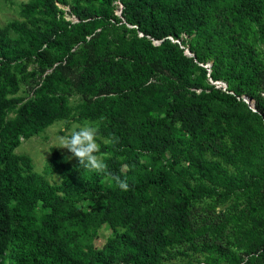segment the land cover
<instances>
[{"label":"trees","instance_id":"obj_1","mask_svg":"<svg viewBox=\"0 0 264 264\" xmlns=\"http://www.w3.org/2000/svg\"><path fill=\"white\" fill-rule=\"evenodd\" d=\"M57 2L66 3L30 0L20 8L24 20L0 26V264H161L168 248L196 246L192 207L218 191L175 185L173 176L192 168L214 185L207 169L219 164L204 151L215 138L227 137L214 147L234 168L221 179L225 194L251 195L264 180V0H72L76 22ZM207 58L210 69L200 65ZM29 62L36 64L30 70ZM21 81L30 96L17 95ZM235 83L237 94L255 98L253 107L230 93ZM73 95L79 102L72 106ZM213 112L218 120L210 123ZM230 118L240 124L230 127ZM60 120L99 121L106 172L127 181L128 190L107 185L112 175L71 163L55 147L44 173H57L59 182L15 152ZM257 150L253 172L244 159ZM166 153L165 165L147 170L144 156ZM113 217L122 231L111 226ZM247 218L254 225L245 228ZM237 220L253 254L244 264H264V195Z\"/></svg>","mask_w":264,"mask_h":264},{"label":"rangeland","instance_id":"obj_2","mask_svg":"<svg viewBox=\"0 0 264 264\" xmlns=\"http://www.w3.org/2000/svg\"><path fill=\"white\" fill-rule=\"evenodd\" d=\"M30 0H0V26H4L7 22L12 20H24L20 15V8L22 5ZM65 4L57 2V6L69 7L72 4V0H64ZM61 9V8H60ZM62 10V9H61ZM63 11V10H62ZM115 13H118L117 10ZM70 15H73L70 10ZM64 15V13H63ZM74 16V15H73ZM75 17V16H74ZM264 17V16H263ZM187 37V36H183ZM112 49H114L113 44H111ZM185 47L189 50V45L186 44ZM259 47L264 50V43ZM190 53H192L189 50ZM212 64L211 58L200 65H203L207 69H210ZM34 62L28 63V70L35 67ZM205 81H209L210 84L218 81L222 84L227 83L222 80H210L209 77L205 78ZM20 90L17 95L21 97H28L31 95V91L28 90L25 81L20 82ZM216 87L218 84H214ZM233 88H230V93L235 94L238 100L243 101L244 98H248L245 93L237 94V88L240 86L235 83ZM261 96L264 97V92H260ZM79 102V96L73 95L69 99L70 105H76ZM250 102L254 104L255 98H250ZM253 107V106H252ZM223 111H227L223 110ZM240 111V112H239ZM235 111V114L242 120L244 119L243 112L239 109ZM226 113V112H225ZM9 117L13 116V112H10ZM229 117V114H227ZM215 117V112L211 113L207 121H217ZM230 127L238 126L240 122L236 118L229 119ZM85 122H89L99 127V121L97 120H82V121H56L52 125L45 128L43 132L38 135L32 136L26 140H23L20 145L15 149V152L20 154L28 155L33 164V169L45 175V177L51 182H59V177L57 173L45 174L44 167L47 160L50 157V147L57 148L62 154L66 155L71 163L76 161V158L66 149L61 148V137L70 135V133ZM226 125V124H225ZM187 136V134H185ZM218 136V135H217ZM216 137V136H215ZM103 142H107L105 139H101ZM225 140V141H224ZM228 142L227 137H217L213 142L209 143V148L205 149L204 156L211 163H218L219 168L213 169L208 168L207 171L214 178V185L208 183L201 178L195 171L190 168V174L185 177H180L174 174L173 181L175 185H181L184 181H188L194 185H208L216 187L217 194H214L213 198H200L192 207V235L193 241L196 246H191L189 242L183 243L181 245H175L168 248L167 252L162 255L160 259L161 264H244L246 260L249 259L253 254L248 253L249 250L245 249V240L242 238V234H238L237 231L243 230L242 224L237 220L238 215L241 210H246L251 201H254L259 195H264V180L258 184V191L251 193L249 191H237V193L225 194V190L222 186L221 179L223 175L227 177L233 171V167L226 164L225 161L218 155L217 148L215 145H220V142ZM195 143L187 142L185 146L193 147ZM259 150L251 153L250 156L245 157V163H251V170L253 172L256 170V157ZM194 153H198V149H194ZM251 157V158H250ZM171 159V153H166L163 158L152 160L148 156H144L142 160L147 163V170H154L161 167L167 163V160ZM187 166V164L185 163ZM247 174L248 171H246ZM246 174V175H247ZM107 185L114 187V180L108 178L105 182ZM218 185V186H216ZM247 218V222L243 224L245 228L250 225H254L252 221ZM111 226L116 228L118 231L123 230L122 223L117 218H111ZM257 226V225H256ZM255 226V227H256ZM257 228V227H256ZM243 240H240V239ZM96 244L100 245L103 243V237H99L95 240ZM6 257L8 253L6 252ZM4 264H10L8 259L4 261Z\"/></svg>","mask_w":264,"mask_h":264},{"label":"clouds","instance_id":"obj_3","mask_svg":"<svg viewBox=\"0 0 264 264\" xmlns=\"http://www.w3.org/2000/svg\"><path fill=\"white\" fill-rule=\"evenodd\" d=\"M99 129L92 123L85 122L78 129L72 131L70 135L61 137V148H66L74 156L80 166L90 172L107 173V165L100 153ZM112 179L121 190H128L127 181L121 180L119 176L112 175Z\"/></svg>","mask_w":264,"mask_h":264},{"label":"built area","instance_id":"obj_4","mask_svg":"<svg viewBox=\"0 0 264 264\" xmlns=\"http://www.w3.org/2000/svg\"><path fill=\"white\" fill-rule=\"evenodd\" d=\"M59 8H61V9L63 10V13H64L63 17H64L66 20H70L71 22H76V21H78V19H77L76 17H74L73 15H70V14H69V13H70V9H69V7H65V6L60 7V6H59ZM120 8H121V5L119 4V8L117 9V12H118V13H116L117 15H120V13H121ZM172 40H173V39H172ZM173 41H174V40H173ZM176 41H177V40H176ZM155 42H157V41H155ZM177 42H178V41H177ZM181 47L183 48V46H181ZM184 52H188V49H187V48H184ZM212 83H214V84H218L217 87H218V88H221L222 90H225V89H226V86H227V85L222 84V83H220V82H218V81H215V82L212 81Z\"/></svg>","mask_w":264,"mask_h":264},{"label":"water","instance_id":"obj_5","mask_svg":"<svg viewBox=\"0 0 264 264\" xmlns=\"http://www.w3.org/2000/svg\"><path fill=\"white\" fill-rule=\"evenodd\" d=\"M185 54H187V55H189V56L193 55L192 53L189 52V50H188V52H185ZM225 85H226V84H225ZM244 101H245L247 104H249L250 107L253 106V104L250 102L249 99L244 98Z\"/></svg>","mask_w":264,"mask_h":264}]
</instances>
